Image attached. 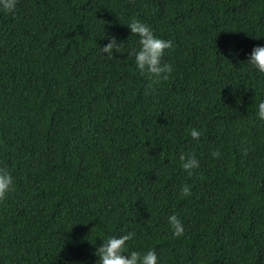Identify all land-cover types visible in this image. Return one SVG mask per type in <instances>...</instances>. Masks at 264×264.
I'll return each instance as SVG.
<instances>
[{"label": "trees", "instance_id": "trees-1", "mask_svg": "<svg viewBox=\"0 0 264 264\" xmlns=\"http://www.w3.org/2000/svg\"><path fill=\"white\" fill-rule=\"evenodd\" d=\"M131 18L171 41L161 60L173 71L150 90ZM109 36L124 42L112 57L100 51ZM261 44L264 0L0 10V167L14 183L0 200V264H96L100 240L128 231L126 252L152 248L157 264H264V74L243 64ZM181 153L198 159L192 175Z\"/></svg>", "mask_w": 264, "mask_h": 264}, {"label": "clouds", "instance_id": "clouds-1", "mask_svg": "<svg viewBox=\"0 0 264 264\" xmlns=\"http://www.w3.org/2000/svg\"><path fill=\"white\" fill-rule=\"evenodd\" d=\"M15 8L16 0H0V10L14 14ZM126 26L130 33L137 37V47L131 52L132 61L139 74L144 76L146 81H149L148 88L150 90L153 84L158 83L160 80H166L173 71V65L161 60L164 50L171 47V41L155 35L149 25L136 18H131ZM123 45V41L118 43L116 37L109 36L107 43L100 47V51L112 57L113 52L119 53ZM243 64L258 73L264 74V44L254 46ZM254 115L258 120L264 121V99L256 104ZM188 135L196 139L201 136V130L191 128ZM211 155L218 157L220 152L218 150L212 151ZM179 159L181 168L187 171L188 175H192V170L199 167V161L193 155L185 156L181 153ZM13 188L14 183L11 173L6 167H0V200L4 199ZM181 191L187 194L189 189L187 186H183ZM167 224L172 236L176 237L183 234L184 225L176 213H172L167 217ZM133 236L134 233L128 231L118 236H108L100 240L101 242L94 252L97 257L96 264H157L158 258L152 248H148L143 252L137 250L126 252V242L130 241Z\"/></svg>", "mask_w": 264, "mask_h": 264}]
</instances>
